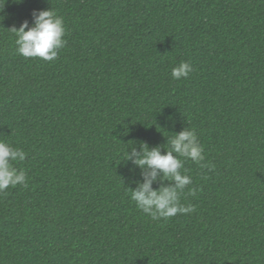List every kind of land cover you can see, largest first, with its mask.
Here are the masks:
<instances>
[{
    "label": "trees",
    "instance_id": "trees-1",
    "mask_svg": "<svg viewBox=\"0 0 264 264\" xmlns=\"http://www.w3.org/2000/svg\"><path fill=\"white\" fill-rule=\"evenodd\" d=\"M50 9L64 47L24 58L10 29ZM186 128L195 211L152 220L125 153ZM0 140L28 176L0 193V264H264V0H0Z\"/></svg>",
    "mask_w": 264,
    "mask_h": 264
},
{
    "label": "clouds",
    "instance_id": "clouds-1",
    "mask_svg": "<svg viewBox=\"0 0 264 264\" xmlns=\"http://www.w3.org/2000/svg\"><path fill=\"white\" fill-rule=\"evenodd\" d=\"M33 17L34 26L29 27V22L24 20L18 28L10 29L15 36L16 51L24 58L53 61L66 43L64 19L52 9L34 11ZM192 71L190 61H181L172 68L171 76L173 80L186 79ZM166 147L167 151L163 154L159 147L150 149L146 144L142 145V152L133 150L131 154L125 153V159L131 160L135 157L134 163L145 171L144 182L130 191L131 200L152 220H167L178 214L194 212L193 205L185 207L181 203V194L192 183L185 162L190 160L201 168L209 167L203 163L204 149L195 129L186 128L174 134ZM26 157L27 153L23 149L0 140V193L9 187L28 186L26 170L15 167L16 163L24 161ZM160 174L162 180L168 183H162L154 189L153 181ZM192 191L194 194V190Z\"/></svg>",
    "mask_w": 264,
    "mask_h": 264
}]
</instances>
